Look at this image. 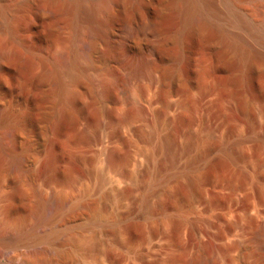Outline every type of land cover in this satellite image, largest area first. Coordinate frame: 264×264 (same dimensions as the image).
<instances>
[{
	"label": "rangeland",
	"instance_id": "obj_1",
	"mask_svg": "<svg viewBox=\"0 0 264 264\" xmlns=\"http://www.w3.org/2000/svg\"><path fill=\"white\" fill-rule=\"evenodd\" d=\"M169 1L29 0L0 30V264H264V66L230 28L240 56L185 32L130 68L182 28ZM231 1L264 28V0Z\"/></svg>",
	"mask_w": 264,
	"mask_h": 264
},
{
	"label": "bare ground",
	"instance_id": "obj_2",
	"mask_svg": "<svg viewBox=\"0 0 264 264\" xmlns=\"http://www.w3.org/2000/svg\"><path fill=\"white\" fill-rule=\"evenodd\" d=\"M28 1L29 0H0V30L8 32L10 34L9 37L11 36L10 38L15 37L14 34H15L16 29L19 26H22V21H24V19H20L19 16L16 15V12L23 11ZM168 3L172 5L173 7H178L179 5H181L179 7H181L180 11L182 14L181 15L182 16L181 17L182 18V25H181L182 28L180 27L181 29H179V31L171 35L169 34L167 35L166 33L167 36L159 32L160 37L157 40V42L154 44H150V45L148 44L145 47L144 55L137 58L136 60H133L130 63V68L136 69V70L140 69V71L142 72L143 71L148 72V69H150L153 64L156 51L159 49H162L165 43L168 42V40H172V41L181 40L185 32L193 33L199 37L204 38L205 42L208 44H213L214 39L216 40V38L218 40L220 39V41L224 44V48H228L229 50L228 52L226 49H224V54L228 55V57H232L233 55L238 56L239 55L238 51L242 47L237 45L238 44L236 43L237 38L234 39V36L236 35L235 34L233 35V32L231 31L230 28H239V29L244 30L253 40L252 42L253 45H250L251 46L250 49L248 47L247 48L248 50H246L245 49L246 47H243V49L246 51L243 52L242 49L240 50V52L242 51L244 53L242 54L241 52L240 54H242L241 56L244 57L242 59L245 60L244 62L247 63L248 68H254L255 66H264V28L260 27L257 24L247 21L244 18V15L241 12H239L238 8L236 9L235 5L233 4L234 3L233 1L231 0H172V1H169ZM95 9L97 10V8L95 7L88 9L90 10L89 13L90 12L94 13ZM25 25L29 26L28 24H25ZM96 27H97V30L102 28V27L100 28L99 26H96ZM211 35H213L215 38H213ZM20 41L22 42V40ZM122 43H123L122 41H119L118 45H123L124 43L123 44ZM78 48H77L78 53L74 51L75 57L77 56V54L79 55V53L81 52L79 50L80 48L79 49ZM70 52L71 50L69 51V54H66L68 53V51L64 53L63 55L61 54L62 60L68 61L70 60V58H72V60L75 61L76 58L73 59L74 55L72 56V52L71 53ZM85 55L89 59L93 60V55H94L93 41L88 43V49ZM71 63H73V61ZM71 63L69 62V64ZM3 64H4L3 54H0V67L1 68L4 67ZM56 65L53 67V65L51 64L50 66L51 69L49 70L47 69L48 72L46 71V74L48 73L50 75V78L52 79L54 78L55 81L54 80L53 81L56 82L55 85H57L56 91L59 90L58 92H60L63 90V84L61 81L62 77L57 71L58 69ZM48 74L46 76L49 77ZM32 162H33V159H32ZM28 171L29 172L32 171L31 163L29 165ZM50 197L48 196V199L47 197L45 199H42V204L49 205L50 203L52 204V202L54 203L55 201V203L59 202V205L57 204L58 206H61L60 203H62V200H64L63 197H60V196L58 197L54 195L51 198ZM76 206L78 207V205ZM76 206L68 207L66 211V218L72 217V213H74V210H76ZM81 207L82 206H80V208ZM16 240H18V238H16ZM6 242L8 243L7 245L9 247L11 248L13 247L14 250L18 251L17 249L19 245L17 244L16 241L7 240ZM262 256H264V253H262ZM68 257H69L68 251L59 249L55 251L53 258L50 261H46V260L44 261L41 258L36 257V256L29 257L25 255L23 257L21 256L19 264H63V262ZM98 264H106V263H105V260H100Z\"/></svg>",
	"mask_w": 264,
	"mask_h": 264
}]
</instances>
